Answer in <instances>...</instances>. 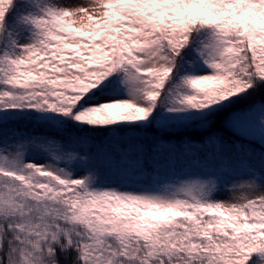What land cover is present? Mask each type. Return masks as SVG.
Masks as SVG:
<instances>
[{
  "label": "snow or ice",
  "instance_id": "1",
  "mask_svg": "<svg viewBox=\"0 0 264 264\" xmlns=\"http://www.w3.org/2000/svg\"><path fill=\"white\" fill-rule=\"evenodd\" d=\"M0 264H264V0H0Z\"/></svg>",
  "mask_w": 264,
  "mask_h": 264
},
{
  "label": "trees",
  "instance_id": "2",
  "mask_svg": "<svg viewBox=\"0 0 264 264\" xmlns=\"http://www.w3.org/2000/svg\"><path fill=\"white\" fill-rule=\"evenodd\" d=\"M256 99H258V97Z\"/></svg>",
  "mask_w": 264,
  "mask_h": 264
}]
</instances>
